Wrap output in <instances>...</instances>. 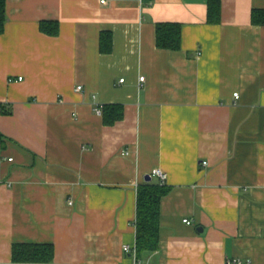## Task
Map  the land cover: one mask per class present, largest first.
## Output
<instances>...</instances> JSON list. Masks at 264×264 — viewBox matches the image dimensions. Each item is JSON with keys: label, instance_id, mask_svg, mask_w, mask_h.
<instances>
[{"label": "crops", "instance_id": "crops-1", "mask_svg": "<svg viewBox=\"0 0 264 264\" xmlns=\"http://www.w3.org/2000/svg\"><path fill=\"white\" fill-rule=\"evenodd\" d=\"M210 2L219 23L208 20ZM255 10L264 0H7L0 264H134L124 246L136 245L138 188L148 176L161 184L156 169L170 188L161 246L140 264H264ZM44 22L58 35L42 32ZM159 23L181 26L180 50L158 48ZM108 105L123 107L122 120L105 124L95 108ZM18 244L53 245L54 259L14 262Z\"/></svg>", "mask_w": 264, "mask_h": 264}, {"label": "trees", "instance_id": "trees-1", "mask_svg": "<svg viewBox=\"0 0 264 264\" xmlns=\"http://www.w3.org/2000/svg\"><path fill=\"white\" fill-rule=\"evenodd\" d=\"M218 2H210L209 22L219 23L221 19ZM7 0H0V34L4 33L7 23ZM216 4V5H215ZM255 25L264 26V10H255L252 14ZM41 31L56 36L59 33L57 23L44 22ZM156 43L158 48L178 51L182 47V28L179 24L159 23L156 27ZM113 39L110 32L101 36V51L109 53L112 50ZM123 107L108 105L103 109L104 122L112 125L123 118ZM1 139V135H0ZM170 192L164 184L147 182L139 186L137 198V213L134 222L136 228L137 256L139 259L158 252L161 246V203L162 199ZM53 245L18 244L13 248L14 262L23 263H51L54 259Z\"/></svg>", "mask_w": 264, "mask_h": 264}, {"label": "built area", "instance_id": "built-area-1", "mask_svg": "<svg viewBox=\"0 0 264 264\" xmlns=\"http://www.w3.org/2000/svg\"><path fill=\"white\" fill-rule=\"evenodd\" d=\"M107 1L108 0H100V3L101 4H106ZM144 79H145L144 77H141V79H140L141 82L144 81ZM20 80H21V78H20ZM124 81H125L124 79H121L120 80L121 83H123ZM81 89H82V86H79L77 88V90H81ZM234 96H235V98H239V93L234 94ZM95 111H96V113L98 115H100V116L103 115V110L101 108L96 107L95 108ZM203 164L204 165H207V162H204ZM152 176L153 177H158L160 179V181H161V184H164L166 182V179H167V175L164 172H162L161 170H159V169L154 170L152 172ZM70 204H73V202L70 201ZM184 222L186 224H189V225L191 224V221L190 220H187V219L184 220ZM124 252L126 254H130L134 258V264H140L141 263V261L139 260V258L137 256V250H136L135 247H131L129 245H125L124 246ZM228 263L229 264H242V261L241 260H234V261H229Z\"/></svg>", "mask_w": 264, "mask_h": 264}, {"label": "water", "instance_id": "water-1", "mask_svg": "<svg viewBox=\"0 0 264 264\" xmlns=\"http://www.w3.org/2000/svg\"><path fill=\"white\" fill-rule=\"evenodd\" d=\"M146 180H147L148 182H150V181H151V176H148V177L146 178Z\"/></svg>", "mask_w": 264, "mask_h": 264}]
</instances>
